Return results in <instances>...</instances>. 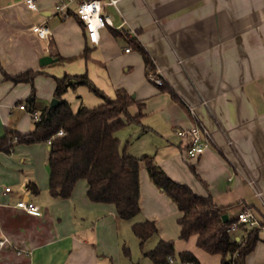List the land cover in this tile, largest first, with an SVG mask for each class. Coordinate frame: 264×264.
Wrapping results in <instances>:
<instances>
[{
  "label": "crops",
  "instance_id": "crops-1",
  "mask_svg": "<svg viewBox=\"0 0 264 264\" xmlns=\"http://www.w3.org/2000/svg\"><path fill=\"white\" fill-rule=\"evenodd\" d=\"M34 1L37 10L26 7L24 0H0V135L6 127L21 132L33 128L26 103L31 82L12 81L5 73L38 71L33 78L35 104L44 101V106L54 96V77L85 73L105 94L113 97L116 88L124 87L142 102L139 123L116 131L121 148L139 158L152 156L171 178L189 184L198 194L210 193L217 205L226 206L230 219L255 207L261 213L258 224L262 223L264 0H116L115 4L103 0L101 16L108 19L98 28L94 45L78 17L56 13L59 1H67L69 11H74L79 0ZM34 24H46L50 37H39L32 30ZM110 27L120 33L115 36ZM129 37L140 40L158 74L181 101L145 75L138 49L131 46L125 51ZM44 56L48 58L41 61ZM191 107L212 137L196 158L186 156L189 138L176 134L177 128L195 123ZM129 110L135 114L138 108L132 104ZM47 152V142L17 143L11 152L0 150V264H127L121 248L127 239L122 235L129 229L134 234L132 223L145 218L155 220L157 237L172 240L178 251L191 250L202 264H221L219 254L196 245V235L180 237L177 204L154 185L143 161L140 212L124 219L114 204L90 201L82 178L70 197L52 196ZM236 153L259 196L242 181L232 161ZM32 181L38 191L30 188ZM19 198L38 204L42 214L32 215L15 205ZM259 229L260 239L242 264H264V225ZM145 242L144 249L152 248ZM128 248L132 250L130 244ZM129 260L128 264L135 262L130 254ZM175 263L171 258L159 264ZM143 264L155 263L148 259Z\"/></svg>",
  "mask_w": 264,
  "mask_h": 264
},
{
  "label": "trees",
  "instance_id": "trees-1",
  "mask_svg": "<svg viewBox=\"0 0 264 264\" xmlns=\"http://www.w3.org/2000/svg\"><path fill=\"white\" fill-rule=\"evenodd\" d=\"M70 14L78 17L75 10H68V15ZM110 31L115 36L120 33L113 27H110ZM128 42L140 51L145 75L153 73L156 69L155 62L140 40L129 37ZM36 74L38 71L33 69L14 75L5 73L12 81L31 82L30 94L26 99L29 111L36 110L33 85ZM54 80L56 84L53 97L58 102L53 106L46 104L40 108L38 118L32 117L33 128L28 132L6 127L5 133L0 135V150L11 152L17 143L46 142L51 138L47 152L48 189L51 195L61 199L70 197L76 182L82 178L86 181V195L90 201L114 204L117 215L124 219L133 218L140 212L139 168L143 161L154 185L177 204L180 211L177 219L180 237L188 239L191 235H196V245L209 253L219 254L221 264L243 263L244 257L252 252L260 239L259 228L262 223L251 226L249 231L235 238L227 230L232 219L227 222L222 220L226 206L217 205L210 193L198 194L189 184L171 178L153 161L152 156L145 154L139 158L120 147L116 131L128 123H139L143 116L142 102H138L124 87L116 88L114 97L105 94L85 73H64L60 77H54ZM80 83L87 84L103 98V102L92 107L81 104L77 110H72L69 101L62 94ZM159 88L181 101L165 81L159 84ZM132 104H136L138 108L135 114L129 110ZM59 130H63L61 135L57 134ZM189 166L196 175L195 168ZM29 186L34 191L39 190L33 181ZM131 230L139 239L142 250L145 240L158 233L155 220L149 218L134 221ZM122 248L128 255L130 249L126 246ZM143 254L152 263H166L168 258L175 255L174 242L160 237L152 248L144 249ZM177 255L180 264H202L191 250L178 251Z\"/></svg>",
  "mask_w": 264,
  "mask_h": 264
},
{
  "label": "built area",
  "instance_id": "built-area-1",
  "mask_svg": "<svg viewBox=\"0 0 264 264\" xmlns=\"http://www.w3.org/2000/svg\"><path fill=\"white\" fill-rule=\"evenodd\" d=\"M71 1V0H68ZM24 3L26 7H28L31 10H37L38 6L37 3H35L34 0H24ZM107 3L115 4L116 0H107ZM104 4L103 0H79L77 6L75 7V12L79 19L83 22V26L85 29V32L87 34V40L89 44H96L99 40V32L98 28L103 27L105 24L106 19L108 17L101 16V8ZM68 2L67 1H59V3L56 5V13H60L62 17L67 16L68 14ZM32 30L41 38L50 37V31L46 24H34L32 25ZM131 49V46H126L125 51H129ZM147 77L155 82L156 84H161L164 82V79L162 76L158 74V71L155 69V71L149 72L147 74ZM21 108H25L23 104H20ZM191 111L194 115L195 123L192 124L189 127L186 128H177L176 134L180 137H188L189 142L187 143V146L185 147V153L187 157L190 158H196L198 157L205 146L208 144V142L212 139L210 135V130L208 127L202 122L198 115L195 113V110L193 107H191ZM31 115L33 118L37 119L39 116V112L36 110L31 111ZM63 133V130H59L57 132L58 135H61ZM51 138L47 139V144L51 143ZM240 176L245 177L247 182L251 184L254 187V191L259 196V191L256 190V187L254 186V180L250 177L248 178L247 175H244L243 173H240ZM4 190L10 191L9 186H5ZM17 206H20L25 211H27L29 214L32 215H40L42 214L41 208L38 204L35 202L24 200L23 198H19L18 201H16ZM264 209V204H263ZM264 211V210H263ZM258 215L255 213V211L252 208H245L241 211L236 213V217L232 219V221L228 224L227 230L230 232H233L236 230V227L239 224H247L249 227L258 224ZM262 224L264 225V219H262ZM3 243V241H0V244ZM168 261H171V258H168Z\"/></svg>",
  "mask_w": 264,
  "mask_h": 264
},
{
  "label": "rangeland",
  "instance_id": "rangeland-1",
  "mask_svg": "<svg viewBox=\"0 0 264 264\" xmlns=\"http://www.w3.org/2000/svg\"><path fill=\"white\" fill-rule=\"evenodd\" d=\"M96 86L99 89H101L97 84H96ZM62 95H63L64 98H66L69 101L72 110H77V108L81 104L86 105L88 107H92L94 105H97V104H100L101 102H103V98L101 96H99L98 94H96L93 90H91L90 87L87 84H85V83L77 84L76 87H74V88H68ZM49 102H47V103L49 104ZM36 107L39 108V109L44 107V101L41 102L40 104L37 103ZM234 157H235V159H232V161L233 162L236 161L235 164H236L238 173L239 172L243 173L244 175H247V177H248V175L251 176L250 175L251 174L250 171L247 170L246 167H243V165H242V163L240 161L239 154L236 153V156H234ZM141 163L143 164V162H141ZM248 178H250V177H248ZM252 209L255 211V213L261 215V213L255 207H252ZM261 218L264 219V217H261ZM262 219H260V220L262 221ZM249 230H250V227L247 224L239 225L236 228L235 231L231 232V234L235 235L237 232H241V231H243L245 233V232H247ZM157 236H158L157 233L153 234L152 236H150L146 240L145 246L146 247H149V246L153 247L155 245V243L157 242V240L160 238V237L158 238ZM122 237H123L122 239H127L125 246L128 247V245L130 244V246H131V248L133 250V252H132V250L129 248L131 250L129 252V254H130L131 258L133 259V261H135L134 263L143 264L145 262V260H148L147 258H145V256H144V258L142 257L141 248L138 246L139 245V239L134 234L131 233L130 229L127 230V234L123 233ZM128 237H131L132 241H131V239H128ZM123 246H124V244H123ZM123 246H121V248ZM177 253H178V250L175 247V255L173 257L175 262H176L175 264H179L180 263ZM129 254L126 255L124 253V251H123V248H122V255L125 256L124 260H125V262L127 264L130 261L129 260Z\"/></svg>",
  "mask_w": 264,
  "mask_h": 264
},
{
  "label": "water",
  "instance_id": "water-1",
  "mask_svg": "<svg viewBox=\"0 0 264 264\" xmlns=\"http://www.w3.org/2000/svg\"><path fill=\"white\" fill-rule=\"evenodd\" d=\"M45 58H48V56H44L42 59H41V61L42 60H44ZM134 96V95H133ZM58 102V99L56 98V97H52L51 99H50V102H49V105L50 106H53V105H55L56 103ZM242 178V181L243 182H245L246 184H248V185H250L249 184V182H247V180L245 179V177H243V176H241ZM241 211V210H240ZM239 212V211H238ZM262 213H264V211L262 210ZM229 215L226 213V212H224V213H222V220H223V222H227V221H229Z\"/></svg>",
  "mask_w": 264,
  "mask_h": 264
},
{
  "label": "bare ground",
  "instance_id": "bare-ground-1",
  "mask_svg": "<svg viewBox=\"0 0 264 264\" xmlns=\"http://www.w3.org/2000/svg\"><path fill=\"white\" fill-rule=\"evenodd\" d=\"M263 204H264V200L262 201V207H263Z\"/></svg>",
  "mask_w": 264,
  "mask_h": 264
}]
</instances>
